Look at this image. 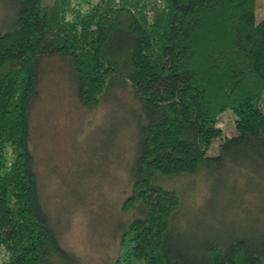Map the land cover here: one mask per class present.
I'll return each mask as SVG.
<instances>
[{
  "label": "trees",
  "instance_id": "1",
  "mask_svg": "<svg viewBox=\"0 0 264 264\" xmlns=\"http://www.w3.org/2000/svg\"><path fill=\"white\" fill-rule=\"evenodd\" d=\"M89 3L14 0L13 20L0 30V264H81L51 227L29 147L30 107L50 58L66 62L82 106H95L114 79L127 80L143 113L122 204L138 214L112 264H264V240L208 242L191 253L175 223L183 195L163 185L230 163L238 151L264 158L256 0ZM226 110L232 136L219 126ZM218 139L219 153L208 155Z\"/></svg>",
  "mask_w": 264,
  "mask_h": 264
},
{
  "label": "rangeland",
  "instance_id": "2",
  "mask_svg": "<svg viewBox=\"0 0 264 264\" xmlns=\"http://www.w3.org/2000/svg\"><path fill=\"white\" fill-rule=\"evenodd\" d=\"M91 1L96 0L71 4L85 10ZM254 13L256 21L264 19V0H256ZM13 16L14 0H0V30ZM142 118L127 80L114 79L95 106L84 107L66 62H43L29 113V147L51 227L81 264H112L123 228L138 214L137 209L123 210L122 204L131 192L130 168ZM219 126L225 136L236 134L230 110ZM220 142L214 141L207 154H218ZM234 155L230 163L163 184L183 195L175 223L193 254L208 242L264 240V158L251 151Z\"/></svg>",
  "mask_w": 264,
  "mask_h": 264
}]
</instances>
